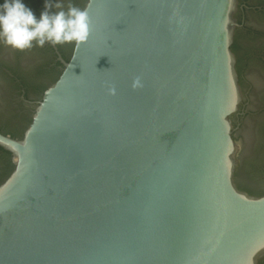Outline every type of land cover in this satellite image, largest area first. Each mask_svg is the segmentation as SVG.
<instances>
[{
    "label": "water",
    "instance_id": "95a60500",
    "mask_svg": "<svg viewBox=\"0 0 264 264\" xmlns=\"http://www.w3.org/2000/svg\"><path fill=\"white\" fill-rule=\"evenodd\" d=\"M237 8L85 1L88 39L41 79L22 137L0 133V264H264V192L240 189H264V38Z\"/></svg>",
    "mask_w": 264,
    "mask_h": 264
},
{
    "label": "flooded vegetation",
    "instance_id": "af4514ba",
    "mask_svg": "<svg viewBox=\"0 0 264 264\" xmlns=\"http://www.w3.org/2000/svg\"><path fill=\"white\" fill-rule=\"evenodd\" d=\"M86 0H61L64 9L66 10L70 5L82 9ZM27 3L33 10L39 15L40 11L44 7L45 0H27ZM249 13L255 15L264 16V0L262 2L253 3L250 0H238V8L235 17L240 24L237 29L241 30L244 34H251L256 37L264 38V29L251 28L247 24V18ZM245 44L235 39L232 45V49L236 55L237 61L241 57H247V51ZM38 52L42 53V60H28L24 59L25 51H17L0 44V79L7 82L12 88L13 96L9 99L0 98V103H4L7 107L9 104H14L13 111L7 110V108L0 109V133L9 136L14 139H20L23 131L30 122V117L34 107L40 100V97L46 87L52 83L63 68V61H67L71 55L73 44H64L52 46L45 44L43 47H33ZM9 50V51H8ZM241 53V55H239ZM257 61L264 65V52H256L252 54ZM237 71L239 74V82L241 81V74L239 71L238 63H236ZM49 78L50 83L45 84L41 82L42 78ZM8 100H11L8 102ZM248 113L247 111L244 112ZM7 114L12 115V118L6 117ZM18 117V118H17ZM19 117H22L20 119ZM24 120L25 125L20 132L14 133L13 131H7L3 129L4 125L14 124ZM0 153L5 155L7 160L4 163H0V183L10 174L13 169L11 161V155L0 148ZM249 194L254 196H260L263 194L264 189L259 191H253L247 188H240Z\"/></svg>",
    "mask_w": 264,
    "mask_h": 264
},
{
    "label": "clouds",
    "instance_id": "9594fccd",
    "mask_svg": "<svg viewBox=\"0 0 264 264\" xmlns=\"http://www.w3.org/2000/svg\"><path fill=\"white\" fill-rule=\"evenodd\" d=\"M86 9L61 0H45L39 15L27 0H0V44L25 51L45 44L52 46L85 42L91 30Z\"/></svg>",
    "mask_w": 264,
    "mask_h": 264
}]
</instances>
